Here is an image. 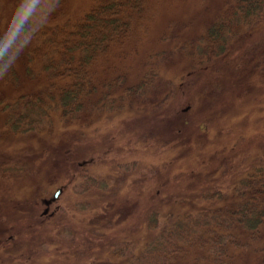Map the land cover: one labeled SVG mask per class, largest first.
Listing matches in <instances>:
<instances>
[{
    "label": "rangeland",
    "instance_id": "rangeland-1",
    "mask_svg": "<svg viewBox=\"0 0 264 264\" xmlns=\"http://www.w3.org/2000/svg\"><path fill=\"white\" fill-rule=\"evenodd\" d=\"M230 1L150 0L148 21L125 47L134 55L99 68L100 84H116L106 100L107 86L91 96L97 109L89 119L54 118L41 131L14 135L0 116V162H7L0 163V264H91L117 247L139 249L155 234L145 228L152 209L165 221L223 205L201 201V192L228 189L233 175L264 153V22L244 30L213 65L193 68L177 48L203 33ZM1 3L3 32L12 38L23 10L15 0ZM91 4L68 0L66 12L79 16ZM159 51L171 53L161 66V91L132 106L123 102L121 74L138 81L140 61ZM17 65L22 71L18 59ZM5 83L0 89L12 94ZM10 166L22 173L3 171ZM87 177L107 187L83 192ZM242 257L262 264L264 227Z\"/></svg>",
    "mask_w": 264,
    "mask_h": 264
},
{
    "label": "trees",
    "instance_id": "trees-1",
    "mask_svg": "<svg viewBox=\"0 0 264 264\" xmlns=\"http://www.w3.org/2000/svg\"><path fill=\"white\" fill-rule=\"evenodd\" d=\"M91 1L88 10L73 16L66 12L68 0H15L23 13L9 38L2 28L0 0V81L12 90L11 94L0 89V116L9 133L41 131L46 121L49 126L54 118L89 119L97 109L89 104L90 98L99 86L108 87V91L101 92L103 100L112 94L110 89L116 82L108 79L100 84L99 68L112 58L122 61L134 55L125 50L137 40L139 30L148 21L150 0ZM263 22L264 0H231L221 14L207 23L203 33L177 51L189 59L193 68L216 64L231 53L244 30ZM116 51V57L111 56ZM170 55L159 51L146 56L140 61L144 73L134 83L121 74L123 102L132 106L147 100L148 94L160 92L161 66ZM17 59L23 64L22 71ZM111 68L116 70L118 66L113 64ZM116 100H109L110 110ZM248 162L233 175L228 189L211 187L201 192V201L223 202L220 207L171 214L165 221L158 210L152 209L146 216L145 228L155 234L139 249L117 247L105 255V260L91 264H244L242 256L261 239L264 227V153ZM3 171L13 176L22 173L14 166ZM106 187L107 183L87 177L83 192H100ZM121 243L126 246L130 242L122 239Z\"/></svg>",
    "mask_w": 264,
    "mask_h": 264
},
{
    "label": "water",
    "instance_id": "water-1",
    "mask_svg": "<svg viewBox=\"0 0 264 264\" xmlns=\"http://www.w3.org/2000/svg\"><path fill=\"white\" fill-rule=\"evenodd\" d=\"M62 192V189H58L57 192L54 194V199H57Z\"/></svg>",
    "mask_w": 264,
    "mask_h": 264
}]
</instances>
